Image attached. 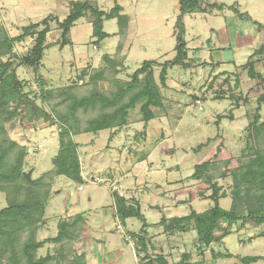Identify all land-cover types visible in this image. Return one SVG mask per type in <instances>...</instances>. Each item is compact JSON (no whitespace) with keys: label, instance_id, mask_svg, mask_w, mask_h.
<instances>
[{"label":"rangeland","instance_id":"obj_1","mask_svg":"<svg viewBox=\"0 0 264 264\" xmlns=\"http://www.w3.org/2000/svg\"><path fill=\"white\" fill-rule=\"evenodd\" d=\"M69 1L0 0V22L15 36L23 26L49 15L63 20L69 13ZM89 1L106 12L115 4V0ZM208 1L228 7L183 16L188 56L195 63L167 69L166 86L160 88L163 106L155 109L160 115L154 112L153 118L145 121L136 107L126 125L117 118L97 134L73 136L84 181L78 184L66 176L55 178L38 239L54 236L58 219L83 213L86 224L77 247L78 252L86 253L87 264H137L132 237L136 233H142L155 252L167 254L170 263L188 251L193 264H242L244 256H262L251 264H264V237L250 238L261 226L249 225L239 231L233 227L223 242H214L204 250L205 258L199 262L195 231L169 236L158 225L164 217L202 212L212 205L207 198L211 193L208 184L189 176L196 164L207 159L230 160L227 168L237 164L235 159L247 144L248 118L257 106L256 97L264 92L263 61L255 65V77L245 65L262 42L253 21L264 23V0ZM117 2L123 10L119 17L103 20L104 39L93 35L91 22L83 16L70 29L71 44H52L44 50L36 75L47 80L48 88L81 83V76L85 80H126L134 73L140 83L159 85L160 63L175 56L178 0ZM56 40H60V30L53 21L46 41ZM32 44L33 39L26 38L16 46V54H24ZM146 60L156 63L151 70L137 72ZM15 67L19 78L27 80L33 97L39 85L32 68L17 62ZM232 92L234 97L229 96ZM236 96L242 98L238 103ZM35 101L41 106L38 98ZM42 107L48 110L45 104ZM23 112L6 128L12 139L26 146L24 170L31 171L30 177L35 179L52 168L59 127L42 117L33 123ZM260 115L264 121V102ZM230 181L229 176L218 179L226 195ZM115 192L125 198L126 205H139L142 217L128 215L120 220ZM230 202L227 196L219 205L228 209ZM4 205L0 192V207ZM211 250L231 256L213 260ZM48 251H53L51 242L37 255Z\"/></svg>","mask_w":264,"mask_h":264},{"label":"trees","instance_id":"obj_2","mask_svg":"<svg viewBox=\"0 0 264 264\" xmlns=\"http://www.w3.org/2000/svg\"><path fill=\"white\" fill-rule=\"evenodd\" d=\"M207 1L178 0L175 56L160 63L159 85L140 83L134 73L126 80L117 77L102 81L85 80L81 76L78 78L81 83L48 88L47 80L36 75L44 50L52 44L59 43L60 47L71 44L70 29L81 17L86 16L91 22L92 33L98 40L104 39L107 34L102 30L103 20L119 17L123 10L117 0L108 12L89 0H70L69 13L63 20L59 21L55 16L49 15L39 22L23 26L21 32L15 36H10L0 22V192H3L5 199V205L0 207V264H87L86 253L78 252L77 247L86 224L83 213L58 219L54 236L42 240L37 238L44 223L55 178L66 176L78 184L84 181L78 144L73 136L82 133L97 134L108 128L117 118L122 125H126L130 111L136 107L143 120L149 121L153 118L152 109L163 106L160 88L166 86L167 69L172 66L188 68L195 63L188 56L183 16L195 12H219L228 7L222 3ZM229 8L238 12L234 6ZM239 16L243 17L242 14ZM53 21H56L60 30V40L48 43L46 38ZM253 23L261 33L262 42L253 49L245 65L251 76L255 77V65L264 61V23L255 20ZM29 37L33 39V44L27 52L16 54V46ZM16 62L19 66L31 67L38 79V92L33 97L29 96L31 90H28L27 80L19 78L16 73ZM154 63L156 62L146 60L136 71L151 70ZM262 81L264 88V80ZM229 96L234 97L233 92ZM36 98L41 106L37 105ZM235 99L238 103L242 98L236 96ZM256 101L257 106L246 126L247 144L236 157L237 164L227 168L230 160L207 159L196 164L189 176L208 184L211 193L207 198L212 201V205L202 212L191 210L184 216L164 217L158 224L169 236L195 231L199 262L204 259V250L214 242H223V238L233 231V227L239 231L249 225L261 226L250 238L264 237V121L260 115L264 92L256 97ZM43 104L48 110L42 107ZM22 109L23 115L33 123H37L42 117L59 127L58 150L52 159V168L32 181L23 176L26 146L12 139L6 128L7 123L21 115ZM227 176L231 180L229 195H226L222 185L218 183V179ZM227 196L231 202L229 208L224 209L219 205V200ZM114 197L117 201L116 214L120 220L123 221L128 215L142 217L139 205H126L125 198L116 192ZM132 237L135 238L137 264L194 263L188 251H183L177 261L170 263L166 254L155 252L153 245L150 241L146 242L142 233H136ZM49 242L53 244V251L37 255L38 250ZM210 253L213 260L221 256H231L214 250ZM260 259L262 256H244L240 261L242 264H251Z\"/></svg>","mask_w":264,"mask_h":264},{"label":"water","instance_id":"obj_3","mask_svg":"<svg viewBox=\"0 0 264 264\" xmlns=\"http://www.w3.org/2000/svg\"><path fill=\"white\" fill-rule=\"evenodd\" d=\"M30 175H31V171H28V172H24V173H23V176H24V178H25L26 180H28V181H32L33 179L30 177Z\"/></svg>","mask_w":264,"mask_h":264},{"label":"crops","instance_id":"obj_4","mask_svg":"<svg viewBox=\"0 0 264 264\" xmlns=\"http://www.w3.org/2000/svg\"><path fill=\"white\" fill-rule=\"evenodd\" d=\"M261 63V62H260ZM263 63H264V61H263ZM92 72V71H91ZM91 75H92V73H91ZM90 75V76H91ZM138 78V77H137ZM156 108H153L152 110H153V112H155V114L157 115V116H159L160 115V113H159V111L158 110H155ZM111 139V138H110ZM112 140V139H111ZM76 142V141H75ZM78 143V142H77ZM79 147V146H78ZM135 155H136V153H135ZM136 156H138V155H136ZM138 158V157H137ZM113 184H115V183H113ZM242 230V229H241ZM163 253V252H162ZM165 254V253H164ZM167 255V254H166ZM205 258V257H204Z\"/></svg>","mask_w":264,"mask_h":264},{"label":"built area","instance_id":"obj_5","mask_svg":"<svg viewBox=\"0 0 264 264\" xmlns=\"http://www.w3.org/2000/svg\"><path fill=\"white\" fill-rule=\"evenodd\" d=\"M196 102H199V100H196Z\"/></svg>","mask_w":264,"mask_h":264}]
</instances>
